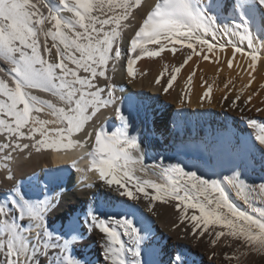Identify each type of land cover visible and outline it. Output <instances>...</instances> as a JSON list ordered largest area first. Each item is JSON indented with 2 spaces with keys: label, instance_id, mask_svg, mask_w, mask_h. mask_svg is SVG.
Instances as JSON below:
<instances>
[{
  "label": "snow or ice",
  "instance_id": "obj_1",
  "mask_svg": "<svg viewBox=\"0 0 264 264\" xmlns=\"http://www.w3.org/2000/svg\"><path fill=\"white\" fill-rule=\"evenodd\" d=\"M39 2L47 9L46 14L31 0H0V60L8 65L0 67L3 73L0 77V168L7 173V180L0 176V181L10 182V187L0 193V264H87L73 253L76 242L81 239L76 228L79 218L69 219L67 234L52 232L47 217L59 201L47 194L43 199H28L13 171V166L20 167L22 161L32 158L33 150L36 154L45 150L67 151L85 146V138L95 141L90 154L91 170L99 174V181L105 187L125 197V202L138 200L137 194H143L151 211L154 201H177L179 223L193 237L198 239L207 233L214 246L221 237L229 246L239 242L232 254L224 253L229 261L234 257L235 264H244L241 257L249 253H264V211L260 213L261 218H254L229 200L226 189H231L246 205L254 200L255 186L248 184L238 170L213 179L185 170L180 164L161 165L164 183L134 178L132 173L136 169L128 165L143 167V156L137 155L140 143L128 133L129 114L125 113L123 100L109 75L110 70L115 73L123 68L119 62L126 59L127 75L134 77L133 66L142 56L158 57L166 50L175 55L178 44L192 52L186 54L183 63L164 84L160 78L156 79L155 83L161 84L165 93L172 88L175 73L180 72L193 54H201L196 51V45L206 47L209 53L217 47L223 50L230 46L234 53L250 57L249 67L255 70L259 53L254 48L251 52L245 51L235 36L249 23L247 10L256 5L264 8V0H160L154 6L149 0ZM226 14L238 17L240 22L218 23ZM136 15L142 25L138 30L129 25L134 35L128 38L124 52V22ZM148 44L158 45V50H149ZM248 45H252L250 38ZM203 58L208 60L209 56ZM228 67H232L230 60ZM188 79L191 83V76ZM251 82L250 79L249 85ZM34 90L51 94L62 106L41 99L33 94ZM210 92L211 88L204 97ZM251 98L249 95L247 100ZM231 103L236 106L235 101ZM108 108L121 122L119 133L109 134L104 126L96 127L98 114L103 115L102 110ZM45 110L54 119H40L37 114ZM246 122L258 124L255 118H248ZM259 123L264 125V121ZM50 124L58 127L49 128ZM89 127L93 130L89 131ZM260 131L262 134L255 137L258 144L252 146L256 150H264V127ZM74 134H79L75 143L71 139ZM224 145H232L237 154L246 151V146L233 144L232 137L226 133L219 134L215 143L198 147L215 151ZM259 187L264 190V183ZM188 209L194 210L190 216ZM86 216L84 223L88 232L100 234L104 264H146L148 240L135 223L126 217L104 219L91 209ZM171 264H187V261L177 252Z\"/></svg>",
  "mask_w": 264,
  "mask_h": 264
},
{
  "label": "bare ground",
  "instance_id": "obj_2",
  "mask_svg": "<svg viewBox=\"0 0 264 264\" xmlns=\"http://www.w3.org/2000/svg\"><path fill=\"white\" fill-rule=\"evenodd\" d=\"M31 2L37 3L41 11L47 13L39 0ZM50 2L55 3L56 0ZM149 2L154 6L160 0ZM247 17L248 25L236 34L235 40L240 42L245 51L251 52L254 48L259 53L255 70L249 67L250 57L234 53L230 46L223 50L217 47L209 53L206 47L196 45V51L201 54H193L180 72L175 73L176 80L165 93L161 90V84L183 63L186 54L192 52L178 44L175 55L166 50L158 57L142 56L133 66L134 77L127 75L126 59L119 62L123 68H118L115 73L110 70L109 75L112 77L110 82L116 85L117 95L123 100L125 113L129 114L128 133L136 136L140 143L137 155L143 156V167L140 164L128 165L136 169L132 173L134 178L164 183V177L160 174L161 165L167 167L180 164L186 167L185 170L213 179L230 175L235 169L248 184L255 186L252 193L254 200L251 205H246L231 189H226L228 195L235 199L242 211L254 218H261L260 213L264 211V190L259 185L264 183V150H256L252 146L258 144L255 137L262 134L260 128L264 127L259 123L264 121V87H261L264 85V8L258 5L250 7ZM233 20L240 22L238 17L226 14V18L218 19V23L230 24ZM124 24L122 36L125 43L122 50L126 52V42L134 35L129 25L138 30L142 20L139 15L130 16ZM241 36L244 37L242 40ZM249 38L252 40L251 47L248 45ZM223 42L220 40V43ZM147 47L149 50H158V45L155 44H148ZM54 52L55 50L53 54ZM204 55H208L209 59L205 60ZM47 58L51 60L52 57ZM229 60L231 68L228 67ZM0 67L8 65L0 60ZM109 68L111 69V64ZM190 76L191 83L188 79ZM0 77H3V73H0ZM157 78L161 79V84L155 83ZM250 79L252 82L249 85ZM100 83L103 86L102 79ZM209 88V96L204 97ZM33 94L51 101L57 107L62 106L58 98L49 93L34 90ZM249 95L252 97L250 101L247 100ZM144 101L152 105L144 106ZM232 101H235V107L232 106ZM102 111L103 115L98 114L99 118L95 121L96 127L104 126L109 134L120 130L121 122L112 109ZM37 115L40 119H54L47 110ZM212 118H216L217 123L210 127L208 120ZM248 118H255L258 124H247ZM231 119L232 122L229 123ZM183 120L190 128L189 133V129L186 130L183 126ZM194 122H197L196 127ZM198 125H204L201 126L203 134L198 130ZM48 127L56 128L58 125L50 124ZM92 130L89 127V131ZM225 133L232 137L233 144L246 146V151L237 154L232 145H224L211 153L198 147L215 143L216 137ZM78 136L79 134H74L71 138L73 143ZM94 148V138H85L83 147L76 146L67 151L45 150L41 154H36L33 150L30 160L22 161L20 167L13 166L16 182L28 199H43L47 194L50 199L59 201L56 209L47 217L52 232L67 234L69 219L79 218L76 228L81 239L73 249L77 258L87 264H104L100 234L89 233L84 223L86 213L91 209L104 219L126 217L135 223L148 240L145 248L146 264H171V258L177 252L184 255L187 264H235L234 257L229 261L224 253L232 254L235 251L234 245L239 242H233V246H229L225 243V238L221 237L214 246L207 233L198 239L193 237L185 225L179 223V213L175 208L177 201H154L149 211V202L143 198V194H137L140 197L138 200L125 202L126 198L115 190H109L102 182H95L99 174L91 170L90 154ZM201 149L205 152H201ZM77 174L79 177H76ZM0 176L7 180L4 168H0ZM9 187L10 182L0 181V193ZM148 191L151 194L152 190ZM253 208L257 211L253 212ZM193 211L188 209L187 215L190 216ZM241 260L244 264H264V253L252 252L247 257H241Z\"/></svg>",
  "mask_w": 264,
  "mask_h": 264
},
{
  "label": "rangeland",
  "instance_id": "obj_3",
  "mask_svg": "<svg viewBox=\"0 0 264 264\" xmlns=\"http://www.w3.org/2000/svg\"><path fill=\"white\" fill-rule=\"evenodd\" d=\"M145 102V101H144ZM142 104H144V106H151L152 105V103H149L148 101L147 102H145V103H142ZM216 118H212V120H208V126H213L214 124H216L217 122H216V120H215ZM233 119V118H232ZM232 119H231V121H229V123L230 122H232ZM221 120H223V118H221ZM214 122V123H213ZM223 122V121H222ZM182 123H183V126H184V128L186 129V130H188V133L190 132V128L186 125V123L184 122V120L182 121ZM221 123V122H220ZM224 123V122H223ZM194 124V127H196L195 126V124H197V122H194L193 123ZM201 126H203L204 127V125H198V130H200V133L201 134H203L204 133V129H203V127H201Z\"/></svg>",
  "mask_w": 264,
  "mask_h": 264
}]
</instances>
